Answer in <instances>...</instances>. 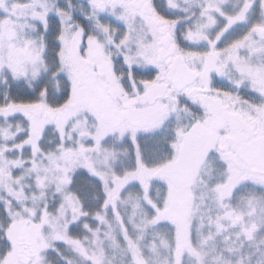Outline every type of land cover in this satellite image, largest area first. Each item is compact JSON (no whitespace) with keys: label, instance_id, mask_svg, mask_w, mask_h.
I'll list each match as a JSON object with an SVG mask.
<instances>
[{"label":"snow or ice","instance_id":"1","mask_svg":"<svg viewBox=\"0 0 264 264\" xmlns=\"http://www.w3.org/2000/svg\"><path fill=\"white\" fill-rule=\"evenodd\" d=\"M0 264H264V0H0Z\"/></svg>","mask_w":264,"mask_h":264}]
</instances>
